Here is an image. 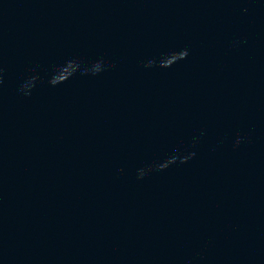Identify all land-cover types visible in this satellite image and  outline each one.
Listing matches in <instances>:
<instances>
[{
    "label": "clouds",
    "instance_id": "obj_1",
    "mask_svg": "<svg viewBox=\"0 0 264 264\" xmlns=\"http://www.w3.org/2000/svg\"><path fill=\"white\" fill-rule=\"evenodd\" d=\"M185 55H186V53H185Z\"/></svg>",
    "mask_w": 264,
    "mask_h": 264
}]
</instances>
